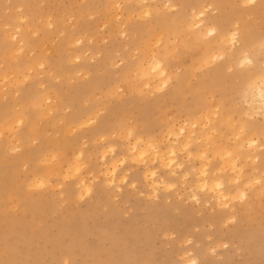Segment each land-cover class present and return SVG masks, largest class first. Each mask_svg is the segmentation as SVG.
I'll return each mask as SVG.
<instances>
[{"label":"rangeland","instance_id":"obj_1","mask_svg":"<svg viewBox=\"0 0 264 264\" xmlns=\"http://www.w3.org/2000/svg\"><path fill=\"white\" fill-rule=\"evenodd\" d=\"M224 1L230 4L224 10L227 18L237 20L238 45L225 48L224 56L210 63L194 56L191 48L182 53L180 43L182 37H192L187 24L193 10L209 2L0 0V264H264V119L246 116L252 83L246 74H264V0L251 5ZM210 7L208 16L220 14L214 3ZM177 14L180 24H169ZM242 31L255 32L262 41L247 53L251 64L241 63L244 54L235 52ZM15 32V38L24 41L22 51L11 38ZM153 57L168 62L164 67L171 77L168 87L155 91L151 87L158 83H142L139 71ZM212 88L216 91L209 92ZM199 113H208L212 122L203 127L202 118L203 123L192 124ZM90 117L93 122H86ZM186 118L185 133L193 130L195 138L211 133L213 148L221 132L222 142L236 146L234 129L243 126L247 131L242 137L258 136L262 144L239 182H233L235 172L224 167L220 157L209 153L208 174L219 173L232 191L228 207L217 206L211 192L195 187L199 160L190 159L184 149L177 152L181 168L175 175L157 168L171 190L159 187L156 195L148 192L143 164L131 161L129 148L135 139L140 146L153 139L160 149L173 141L180 146L185 133L179 129ZM217 120L219 128L212 133ZM173 126L176 132L170 136ZM44 140L53 144L43 155L17 162L21 155L40 151ZM51 153L57 156L50 158ZM122 159L124 164L119 163ZM109 162L118 169L112 184ZM76 163L83 167L77 170ZM41 176L49 178L44 187H29ZM81 176L92 182L90 194H82L77 185ZM238 184L247 194L243 200L237 196ZM192 192L199 193V202ZM29 202L31 208H25ZM116 248L120 255L109 262Z\"/></svg>","mask_w":264,"mask_h":264},{"label":"bare ground","instance_id":"obj_2","mask_svg":"<svg viewBox=\"0 0 264 264\" xmlns=\"http://www.w3.org/2000/svg\"><path fill=\"white\" fill-rule=\"evenodd\" d=\"M119 0H117L118 2ZM257 0H241V2H243L244 4L247 3L248 4H254ZM126 2V1H125ZM133 2V1H132ZM139 2V1H138ZM198 2L201 3H205V2H209L210 5H206V6H200L201 8L199 10H193L192 12V16L191 18L189 17L188 19L189 22L187 24V29L189 30L190 35H192V37L190 36L189 39L184 40V38H181V45H183V49L181 50L182 53L185 52V49L187 48H191L194 51V56L200 58L203 57L204 60H206L207 62L211 61H216L220 58H222L224 56V50L225 48H227L228 51L235 49L236 45H238V31L235 28V24H237V20L235 18H227L228 16L224 13V10L227 8L228 5H230L229 3H227V1L224 0H198ZM13 3V2H12ZM141 4L143 2H140ZM146 3V2H145ZM215 4L217 7H219L221 9V12L219 15L217 16H208L207 13L209 12V10L211 9V5ZM15 4V3H14ZM20 4V3H19ZM118 5V4H117ZM170 5V4H169ZM13 6V5H12ZM96 6V5H95ZM176 6V4H175ZM9 7V6H8ZM122 7V6H121ZM18 8V7H16ZM144 8V7H143ZM156 8V7H155ZM28 9V8H27ZM135 9V8H134ZM100 10V9H99ZM137 10V9H136ZM165 10V9H164ZM171 10V9H170ZM27 11V10H26ZM32 11V9H31ZM95 11V10H94ZM150 11V10H149ZM152 12V11H151ZM28 13V12H27ZM26 13V14H27ZM91 13V12H90ZM118 13V12H117ZM33 14V13H32ZM125 14V13H124ZM123 14V15H124ZM213 14V13H212ZM78 15V14H75ZM84 15V14H83ZM15 16V15H14ZM178 17V19H176V21H169V24L171 25H179L181 22V15L177 14L176 15ZM30 17V16H29ZM32 17V16H31ZM77 17V16H76ZM143 17V15H142ZM4 18V17H3ZM112 18V17H111ZM144 18V17H143ZM9 20V19H8ZM135 20V19H134ZM10 21V20H9ZM107 21V20H106ZM127 21V20H126ZM3 22V21H2ZM13 22V21H12ZM111 22V21H110ZM123 22V21H122ZM132 22V21H131ZM15 23V22H14ZM81 23V22H80ZM13 24V23H12ZM120 24V23H119ZM6 25V24H5ZM116 25V24H114ZM96 26V25H95ZM118 25H116L117 28ZM29 27V26H28ZM27 27V28H28ZM153 27V26H152ZM152 27H147V29H151ZM30 28V27H29ZM115 28V30H116ZM123 29V28H122ZM178 29V27H177ZM173 30H175L173 28ZM180 30V29H178ZM113 31V30H112ZM181 31V30H180ZM159 32V31H157ZM186 32V31H185ZM21 33V32H20ZM32 33V31H31ZM117 33V32H115ZM54 34V33H53ZM57 34V33H55ZM154 34V33H153ZM187 34V33H186ZM152 35V34H151ZM158 35V34H157ZM166 35V34H165ZM184 35V34H183ZM256 35L257 33L255 32H251V34H249L247 31H242L241 34V45L238 47V49L235 50L237 55H241L244 54L241 58L240 61L241 63L244 64H248V63H252V60L250 59V57L248 56V52L249 49L252 47V45L256 44V42L259 41L258 44H260L262 41L260 39H256ZM10 36V35H9ZM15 36H18V34L15 32L12 35V39H16ZM156 36V35H155ZM178 36V35H177ZM29 37V36H27ZM48 37V36H46ZM158 37V36H157ZM164 37V34H163ZM174 37V36H173ZM204 38H207V40H204ZM53 38V37H52ZM66 39V37H64ZM161 38V36H160ZM170 38V37H169ZM178 38V39H179ZM1 39V37H0ZM3 39V37H2ZM74 39V38H73ZM4 40V39H3ZM42 40V39H41ZM151 40V39H150ZM6 41V40H5ZM17 43L16 44V50L18 51H22V47H24V41L22 39H16ZM74 41V40H73ZM77 41V40H76ZM146 41V40H145ZM157 41H159V39H157ZM176 41V40H175ZM4 42V41H3ZM151 42V41H150ZM80 43V42H78ZM141 43V42H140ZM168 43V42H167ZM2 43H0L1 46ZM35 44V43H34ZM150 44V43H149ZM82 45V44H81ZM262 45V43L260 44ZM31 46V45H30ZM124 46V45H123ZM5 47V46H4ZM28 47V46H27ZM258 47V46H257ZM42 48V47H41ZM135 48V47H134ZM155 48V47H154ZM222 48V49H221ZM1 49H3V46H1ZM52 49V48H50ZM171 49V48H170ZM217 49V51H216ZM72 50V49H71ZM226 50V51H227ZM15 51V50H14ZM13 52H9V53H14ZM51 51V50H50ZM66 51V49H65ZM155 51V50H153ZM164 51V50H162ZM173 51V50H172ZM32 52V51H31ZM79 52V51H78ZM138 52V51H137ZM219 52V53H218ZM30 53V52H29ZM67 53V52H66ZM72 53V52H71ZM77 53V52H76ZM155 53V52H154ZM150 54V53H149ZM165 54V53H164ZM171 54V53H170ZM15 55V54H14ZM169 55V54H168ZM38 56V55H37ZM47 56V55H46ZM49 56V55H48ZM55 56L54 54H52V57ZM139 56V55H138ZM165 56V55H164ZM140 57V56H139ZM143 57V56H142ZM141 57V58H142ZM15 58V57H14ZM123 58V57H122ZM128 58V57H127ZM137 58V57H136ZM5 59V58H4ZM32 59V58H31ZM79 59V58H78ZM21 60V59H20ZM24 60V59H22ZM42 60V59H41ZM47 60V59H46ZM135 60V59H134ZM19 61V60H18ZM72 61V60H71ZM140 61V60H139ZM1 62V61H0ZM17 62V61H16ZM23 62V61H22ZM38 62V61H37ZM42 62V61H41ZM125 62V61H124ZM191 62V61H190ZM206 62V63H207ZM2 63V62H1ZM4 63V62H3ZM36 63V62H35ZM34 63V64H35ZM198 63V62H197ZM211 63V62H210ZM213 63V62H212ZM14 64V63H13ZM22 64V63H21ZM20 64V65H21ZM25 64V63H23ZM38 64V63H37ZM40 64V63H39ZM136 64V63H135ZM168 65V62L164 60L163 63V59L162 58H157V57H153L151 60H149L148 62L146 61V65H142V68L139 70L140 71V78L143 80L142 83H145L147 86L151 87L152 83L157 82L158 85L151 87L153 89V91H155L156 89H160L163 87H168V82L171 80V77L169 75V73L167 72V70L164 67ZM190 64V63H189ZM195 64V63H194ZM19 65V64H18ZM79 65V64H78ZM241 65V64H240ZM243 65V64H242ZM37 66V65H36ZM39 66V65H38ZM44 66V65H42ZM124 66V64H123ZM250 66V65H249ZM7 67V66H6ZM19 67V66H18ZM21 67V66H20ZM134 67V66H133ZM132 67V68H133ZM29 68V67H28ZM51 68V67H50ZM54 69V68H53ZM80 69V68H78ZM185 69V68H184ZM221 68L216 69L215 71H220ZM57 71V70H56ZM59 71V70H58ZM131 71H133L131 69ZM183 71V70H182ZM214 71V72H215ZM61 72V71H60ZM70 72V71H69ZM128 72V71H127ZM53 73V72H52ZM67 73V72H66ZM80 73V72H79ZM131 73V72H130ZM194 73V72H193ZM51 74V72H50ZM64 74V73H63ZM70 74V73H69ZM192 75V74H191ZM1 76V75H0ZM46 76V75H45ZM51 76V75H50ZM57 76V75H56ZM131 76V75H130ZM183 76V75H182ZM7 77V76H4ZM48 77V76H47ZM53 77V76H52ZM75 77V76H73ZM251 77V81L252 83H250L249 87H248V91L246 94V103L248 105L250 114H247L246 116H254L255 114L260 115L263 119H264V88L262 87L264 84V74L261 73L259 70H255L253 72H250L248 74H246V78H250ZM125 78V77H124ZM4 79V78H3ZM59 79V78H57ZM75 79V78H74ZM174 79V78H173ZM172 79V80H173ZM195 79V78H194ZM95 80V79H94ZM3 81V80H2ZM152 82V83H151ZM118 83V82H117ZM181 83V82H179ZM259 83H261V85H259ZM171 84V83H170ZM197 86V85H196ZM219 86V85H218ZM2 87V86H1ZM20 87V86H19ZM29 87V86H28ZM140 86H138L139 88ZM146 87V86H145ZM44 88V87H43ZM120 88V87H119ZM20 92H22V87L19 88ZM24 89V88H23ZM26 89V88H25ZM32 89V88H31ZM140 89V88H139ZM9 90V89H8ZM58 90V89H56ZM103 90V89H102ZM114 90V89H112ZM175 90V89H174ZM201 90V89H200ZM115 91V90H114ZM113 91V92H114ZM117 91V89H116ZM161 91V90H160ZM159 91V92H160ZM172 91V90H170ZM216 91L215 88H212L209 92H214ZM19 92V93H20ZM26 92V91H25ZM120 92V91H119ZM141 92V91H140ZM186 92V91H185ZM42 93V92H41ZM58 93V92H57ZM117 93V92H115ZM133 93V92H132ZM163 93V92H162ZM175 93V92H174ZM182 93V90H181ZM21 95V94H19ZM158 95V94H157ZM169 95V94H168ZM177 96V93L174 94V96ZM180 95V94H179ZM178 95V96H179ZM90 96V95H89ZM116 96V95H115ZM153 96V95H152ZM156 96V95H155ZM166 96V95H165ZM164 96V97H165ZM171 96V95H170ZM177 96V97H178ZM212 96V95H211ZM245 96V95H244ZM17 97V96H16ZM146 97V96H145ZM175 97V98H177ZM213 97V96H212ZM211 97V98H212ZM36 98V97H35ZM149 98V97H148ZM168 98V97H167ZM181 98V95L180 97ZM68 99V98H67ZM146 99V98H144ZM163 99V98H162ZM174 99V98H173ZM1 100V99H0ZM6 100V99H5ZM15 100V99H14ZM160 100V99H159ZM180 100V99H179ZM2 101V100H1ZM30 101V100H29ZM34 101V100H33ZM213 101V100H212ZM27 102V101H26ZM84 102V101H83ZM170 102V101H169ZM169 102L167 103L169 105ZM214 102V101H213ZM1 103V102H0ZM3 103V102H2ZM1 103V104H2ZM42 104V103H41ZM164 104V103H163ZM189 104V103H188ZM172 105V104H171ZM176 105V104H175ZM174 105V106H175ZM216 105V104H215ZM218 106V105H216ZM34 107V106H33ZM172 108V107H171ZM175 108V107H174ZM180 108V107H179ZM185 108V107H184ZM213 108V107H211ZM26 109V108H25ZM43 109V108H42ZM142 109V108H141ZM214 109V108H213ZM19 110V109H18ZM172 110V109H171ZM170 110V111H171ZM181 110V109H180ZM183 110V109H182ZM212 110V109H211ZM16 111V110H15ZM94 111V110H93ZM209 110H207L208 112ZM213 111V110H212ZM159 112V111H158ZM157 112V113H158ZM12 113V112H11ZM18 113V112H17ZM96 113V112H95ZM162 113V112H161ZM214 113V112H212ZM4 114V113H3ZM91 114V113H90ZM115 114V113H114ZM176 114V113H175ZM174 114V115H175ZM189 114V113H187ZM203 113H199L197 115V117H195L194 119H196L192 124L197 125L199 124L200 121H202L203 119L205 120V123L202 125L203 127L208 123L210 124L212 122L211 117L209 116V114H205L204 116L202 115ZM11 115V114H10ZM14 115V114H13ZM80 115V114H79ZM97 115V114H96ZM158 115V114H157ZM156 115V116H157ZM173 115V116H174ZM3 116V115H2ZM98 116V115H97ZM154 116V115H153ZM189 116V115H188ZM196 116L194 115H190L189 117H194ZM95 117V116H94ZM16 118V117H15ZM163 118V117H162ZM169 118V117H168ZM203 118V119H202ZM254 118V117H253ZM178 119V118H177ZM187 119V118H186ZM152 120V119H151ZM161 120V119H159ZM214 120V119H213ZM23 121V120H22ZM93 122V119L88 118L86 120V122ZM96 121V120H95ZM13 122V121H11ZM122 122V121H121ZM143 122V121H142ZM185 123L180 127L179 131L181 133H185L186 132V128L185 125L189 124L188 119L184 121ZM14 123V122H13ZM13 123H11L13 125ZM20 123V122H19ZM95 123V122H94ZM144 123V122H143ZM147 124V122H145ZM156 123V122H155ZM159 123V122H158ZM176 123V122H175ZM203 123V121H202ZM10 124V123H9ZM21 124V123H20ZM90 124V123H89ZM120 124V123H119ZM124 124V123H123ZM151 124V123H149ZM153 124V123H152ZM151 124V125H152ZM167 124V122H166ZM169 124V123H168ZM178 124V123H177ZM5 125V124H4ZM25 125V123H24ZM176 125V124H175ZM191 125V124H190ZM189 125V126H190ZM6 126V125H5ZM10 126V125H9ZM20 126V125H19ZM81 126V125H80ZM144 126L141 125V127ZM146 126V125H145ZM200 126V125H198ZM200 126V129L201 127ZM211 127V132L212 133H216L217 129L219 128V122L217 120V122H213ZM18 127V126H17ZM82 127V126H81ZM121 127V125H120ZM136 127V126H135ZM140 127V128H141ZM147 127V126H146ZM179 127V126H178ZM195 127V126H194ZM197 127V126H196ZM138 128V127H137ZM188 128V126H187ZM19 129V128H18ZM136 129V128H135ZM193 129V127L191 128ZM195 129V128H194ZM203 129V128H202ZM205 129V128H204ZM1 130V129H0ZM121 130V129H120ZM188 130V129H187ZM4 131V130H3ZM17 131V130H16ZM169 131V130H168ZM247 130L245 129V127H240L239 129H234V135L233 138L235 139V143L233 145L236 146H232L231 144L229 145L228 142H222L221 141V137L223 132L220 133V138L219 141L220 143L217 144V146L215 145V147L213 148V142L210 141V134L209 132H206L203 135H200L198 137H193L192 133H195L193 130H189L187 133H185L184 136V140L181 142L180 146H177L175 144V141L168 143L164 149H160V147L157 146V144L153 143V140L151 141H147L146 143H144V145L140 146L139 145V140L135 139L133 140V142L130 145L129 148V152H130V156H131V161L133 159V161H136V163H138L139 165L143 164V168H144V178L147 181V186L149 188V191L151 194L156 195L158 192L159 187H163V189H169L171 190V185L167 183V181L163 178L160 177L157 173V168L163 169L165 171V175L168 173L170 176L175 175L176 171L178 169L181 168V163H179L178 161V156L177 157V152L181 151L180 149H184V153L186 151V155L188 157L191 158H195L196 160H199L197 162H199V167L198 169V173H197V177L194 180L195 183V187L199 190L205 191L206 193L211 192L212 196L215 198L216 201V205L217 206H225L228 207L230 206L231 202H232V197L233 195L230 196V193L232 192L230 189H228V187H226L223 183V180L221 179L222 176L218 173V174H213V175H209L208 174V166H209V153H211V150L213 151V154L220 157L222 162H223V166L227 167L228 169H231V171L235 172V177L233 178V182H239L241 180V177H243L242 175L244 174V170H245V165L248 164V162L252 161L255 157H257V152L262 144H259V140H258V136L257 137H252V135H247L245 137H242L244 132H246ZM5 132V131H4ZM113 132V131H112ZM136 132V131H135ZM142 132V131H141ZM175 126L172 127V129H170V131L168 132V135L173 136L175 133ZM249 132L252 134L254 132H256V129L254 130H249ZM72 133V132H71ZM145 133V132H144ZM152 133V132H151ZM167 133V132H166ZM261 133V131H260ZM117 134V132H116ZM133 134V133H132ZM135 136V134L133 135ZM132 136V139H133ZM182 136V135H181ZM195 136V135H194ZM1 137V136H0ZM110 137V136H109ZM108 137V138H109ZM140 137V136H139ZM6 138V136L4 137ZM150 139V138H149ZM29 140V139H28ZM105 140V139H104ZM207 140V141H206ZM103 141V140H102ZM142 141V140H141ZM157 141V140H155ZM180 141V140H179ZM178 141V142H179ZM215 141V140H214ZM228 141V140H227ZM8 142V141H7ZM177 142V143H178ZM216 142V141H215ZM126 143V142H125ZM130 143V142H129ZM156 143V142H155ZM193 143H199L196 144V147H193ZM51 144H53V142L51 141H47L44 140L42 143L43 148L40 149V151L38 149H35L33 151H31L30 153H27L25 155H21L20 157H18L19 159H17V162L19 161H30L32 160L35 156L38 155H43L44 151L46 150V147H49ZM5 145V144H4ZM29 145V144H28ZM10 146V145H8ZM245 146V148H244ZM17 148V147H16ZM34 147H32L33 149ZM133 148L135 150H133ZM8 149V148H7ZM6 149V150H7ZM21 149V148H20ZM100 149V148H99ZM107 149V148H106ZM114 149V148H113ZM111 149V150H113ZM17 150V149H16ZM105 150V149H104ZM14 151V150H13ZM103 151V150H102ZM2 152V151H1ZM109 152V151H108ZM264 152V151H263ZM103 153V152H102ZM143 153V155H141ZM52 154V153H51ZM50 154V155H51ZM89 155V154H87ZM102 155V154H101ZM252 157H251V156ZM56 154H52L50 158H54L56 157ZM45 157H47L45 155ZM59 157V156H58ZM76 157H79V153L76 155ZM56 159V158H55ZM54 159V160H55ZM116 159V158H115ZM121 159V158H119ZM188 159V158H187ZM50 160V159H49ZM53 160V159H52ZM258 160V159H257ZM85 161V160H84ZM118 161V160H117ZM121 161H125V159H122ZM16 162V163H17ZM115 162V161H114ZM126 162V161H125ZM196 162V163H197ZM255 162V161H254ZM110 167H108L106 169V171L108 173H112V177L108 180L110 184L113 183V176L115 174V172L118 170L117 169V164L113 163V162H109ZM135 163V162H134ZM74 164V163H73ZM124 164V163H123ZM127 165V164H126ZM24 166V164H23ZM80 166H82V163H76L75 168L78 170L79 168H81ZM115 166V171H113V167ZM124 166V165H123ZM5 167V166H4ZM69 167V166H68ZM73 167V165L71 166ZM83 167V166H82ZM107 167V166H106ZM125 167V166H124ZM127 167V166H126ZM141 167V166H140ZM197 167V166H196ZM192 170H193V166H191ZM70 169V168H69ZM196 169V168H195ZM104 170V169H103ZM53 171V170H52ZM73 171V170H72ZM194 171V170H193ZM49 172V171H48ZM77 172V171H76ZM79 172V171H78ZM106 172V173H107ZM118 172V171H117ZM187 173V172H186ZM186 173H184L183 177L186 176ZM162 174V173H160ZM2 175L3 173L1 172L0 169V185L3 182L2 181ZM119 175V174H118ZM117 175V176H118ZM39 176V175H38ZM108 176V177H109ZM34 177V176H33ZM143 177V176H142ZM30 178V177H29ZM38 178V177H37ZM116 178V176H115ZM47 179H49L47 177ZM46 178H43L42 176L38 179H36L35 181H33L31 184H29V187H44L48 182H47ZM108 179V178H107ZM115 180V179H114ZM255 182H258L259 179L256 178L254 179ZM50 181V180H49ZM21 183V182H20ZM28 183V182H27ZM77 185L79 186L82 194L87 195L90 194L92 191V182L91 181H87L85 180L82 176L77 180ZM173 186V185H172ZM193 186V185H192ZM242 187L241 184H238L236 186L237 190H238V194L237 196L243 200L244 198L247 197V194H245L244 190H240L239 188ZM173 189V188H172ZM165 190V191H166ZM194 190V189H193ZM197 191V190H196ZM235 193V192H234ZM80 194V193H79ZM199 194V193H198ZM196 192H192V197L193 200H195L196 202H199V195ZM11 196V195H10ZM153 197V196H152ZM6 198V197H5ZM13 198V197H12ZM151 198V197H150ZM30 199V198H29ZM3 200L0 199V202H2ZM32 201V200H31ZM5 203V202H4ZM18 204V203H17ZM4 206V205H2ZM27 207L25 208H31L32 204L29 202L28 205H26ZM6 207V206H5ZM27 216V215H26ZM230 219H234V215L230 217ZM229 219V220H230ZM227 220V219H226ZM1 221V220H0ZM15 223V222H14ZM25 226V225H24ZM12 227V226H11ZM17 228V227H16ZM15 228V229H16ZM21 229V228H19ZM18 229V230H19ZM3 233V232H2ZM7 235V234H5ZM8 244V243H7ZM59 245V244H57ZM120 255V250L118 248L113 249L110 252V257L109 259H107L109 262H113L117 259V257ZM3 255L0 254V261L3 262L2 260ZM189 258V257H188ZM185 260V259H184ZM194 260V259H193ZM192 261V260H191ZM190 261V262H191ZM195 262V261H194Z\"/></svg>","mask_w":264,"mask_h":264},{"label":"clouds","instance_id":"obj_3","mask_svg":"<svg viewBox=\"0 0 264 264\" xmlns=\"http://www.w3.org/2000/svg\"><path fill=\"white\" fill-rule=\"evenodd\" d=\"M133 150H135L134 148H133ZM109 151H111V150H109ZM141 155H143V153L141 154ZM103 158V157H102ZM119 163H123V161H120ZM113 171H115V166L113 167ZM112 173H109V175H111Z\"/></svg>","mask_w":264,"mask_h":264}]
</instances>
